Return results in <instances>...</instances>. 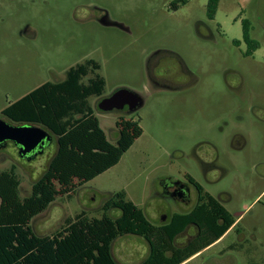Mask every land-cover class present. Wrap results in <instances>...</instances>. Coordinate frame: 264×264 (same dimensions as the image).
Masks as SVG:
<instances>
[{
  "label": "rangeland",
  "instance_id": "1",
  "mask_svg": "<svg viewBox=\"0 0 264 264\" xmlns=\"http://www.w3.org/2000/svg\"><path fill=\"white\" fill-rule=\"evenodd\" d=\"M207 4L0 0V119L8 122L1 111L24 94L94 60L105 87L89 103L108 141H116L119 118L139 122L142 134L115 166L76 190L68 200L71 214L100 218L104 203L124 191L127 201L159 225L196 204L193 186L188 204L161 190L162 182H186L189 175L236 223L188 264H264V0H218L213 20ZM243 22L258 44L252 54L242 40ZM119 90L137 97L135 110L94 107ZM54 148L52 139L31 160L11 142L0 149V171L15 166L21 198L30 194ZM107 214L116 219L121 212ZM57 221L55 215L47 220L50 229ZM31 227L38 235L37 219ZM195 234L187 227L175 246H184ZM148 253L147 242L135 235L111 244L117 264H140Z\"/></svg>",
  "mask_w": 264,
  "mask_h": 264
},
{
  "label": "trees",
  "instance_id": "2",
  "mask_svg": "<svg viewBox=\"0 0 264 264\" xmlns=\"http://www.w3.org/2000/svg\"><path fill=\"white\" fill-rule=\"evenodd\" d=\"M217 5L218 0H208V19H214ZM242 29V40L252 54L258 44L250 39L247 22ZM99 69L94 60H85L69 68L62 81L45 82L1 111L11 124H33L49 131L57 150L26 198H20L15 168L0 171V264H117L111 244L124 235L147 242L149 255L140 264H182L235 227L236 220L222 204L187 175L197 193L196 204L159 225H152L119 191L104 203L100 218L82 212L66 219L52 236L34 234V217L57 197L71 198L79 187L115 166L142 134L139 122L119 118L115 123L118 139L114 144L107 140L89 103L91 97L100 98L104 92ZM112 209L121 215L111 219L107 213ZM189 226L196 229L195 236L184 246H175L176 237Z\"/></svg>",
  "mask_w": 264,
  "mask_h": 264
},
{
  "label": "water",
  "instance_id": "3",
  "mask_svg": "<svg viewBox=\"0 0 264 264\" xmlns=\"http://www.w3.org/2000/svg\"><path fill=\"white\" fill-rule=\"evenodd\" d=\"M137 106V97L128 90H119L111 97L103 98L97 104V108L102 112L114 109L122 110L124 107L132 111ZM51 141L52 134L37 125H14L0 119V149L5 148L7 143L11 142L18 148L21 157L31 160L42 154L45 146ZM165 218L163 216L161 221H164Z\"/></svg>",
  "mask_w": 264,
  "mask_h": 264
},
{
  "label": "crops",
  "instance_id": "4",
  "mask_svg": "<svg viewBox=\"0 0 264 264\" xmlns=\"http://www.w3.org/2000/svg\"><path fill=\"white\" fill-rule=\"evenodd\" d=\"M63 80V79H62ZM61 80V81H62ZM60 82V81H59ZM53 83H57V82H53ZM39 87V86H38ZM37 88V87H36ZM36 88H34V89H36ZM33 89V90H34ZM33 90H31V91H33ZM31 91H29L28 93H30ZM28 93H26V94H28ZM26 94H24L23 96H25ZM22 96V97H23ZM21 98V97H20ZM97 104H98V102L96 103V105L94 106V107H96L97 108ZM92 107V106H91ZM92 109H93V107H92ZM93 112H94V109H93ZM99 122V121H98ZM99 126H100V123H99ZM100 128H101V126H100ZM102 129V128H101ZM117 131V130H116ZM105 133V132H104ZM118 133V132H117ZM106 135V134H105ZM107 137V136H106ZM52 139H54L55 140V138L52 136ZM118 139V136L116 137V140ZM108 140V139H107ZM116 142V141H115ZM6 147V146H5ZM56 150H57V145H56V141H55V148H54V150H53V152L50 154V157L48 158V160H47V163H46V166H45V169H43V171H42V173H41V175L38 177V179L43 175V173L46 171V169H47V167H48V165H49V163H50V161H51V159L53 158V156L55 155V153H56ZM43 152H44V150H43ZM41 155V154H40ZM38 156V155H37ZM36 156V157H37ZM11 167H14L15 168V166H11ZM10 167V168H11ZM9 168V169H10ZM9 169H7V170H9ZM16 169V168H15ZM15 171V170H14ZM16 174V173H15ZM17 175V174H16ZM19 178V177H18ZM38 179H36V180H38ZM20 180V179H19ZM35 180V181H36ZM35 181H32V183H31V187H32V184H33V182H35ZM20 185H21V180H20ZM20 185H19V188H20ZM31 187H30V194H31ZM19 194H20V192H19ZM30 194L29 195H27L26 197H28V196H30ZM26 197H24V198H26ZM21 198V197H20ZM71 198H68L67 196H59V197H57L56 199H55V201L54 202H52L50 205H49V207L43 212V213H41V214H39V215H37L36 217H34L32 220H34V219H37V221H38V228H39V231H38V235L37 236H39V237H44V236H52V235H54L58 230H59V228L61 227V225L63 224V222L66 220V219H68V218H73L75 215H72L71 214V211L68 209V200H70ZM80 214V213H79ZM53 215H55V216H57L58 217V224H57V227L55 228V229H50L51 227H50V225L49 224H47V220H49ZM77 215V214H76ZM32 222V221H31ZM233 229V227L232 228H230L229 229V231L230 230H232ZM229 231H227V233L225 234V235H227L228 233H229ZM35 234V233H34ZM36 235V234H35ZM224 235V236H225ZM223 236V237H224ZM218 242V241H217ZM216 242V243H217ZM215 243V244H216ZM215 244H213V245H215ZM213 245H211L210 247H212ZM210 247H208V248H210ZM207 248V249H208ZM207 249H205V250H207ZM205 250H203L201 253H203ZM148 255H149V253H148ZM148 255L144 258V260L148 257ZM198 255L199 254H196L195 256H193L192 258H190V259H188L187 261H185V262H183L182 264H188V263H190L191 261H193V260H195L197 257H198ZM143 260V261H144Z\"/></svg>",
  "mask_w": 264,
  "mask_h": 264
},
{
  "label": "flooded vegetation",
  "instance_id": "5",
  "mask_svg": "<svg viewBox=\"0 0 264 264\" xmlns=\"http://www.w3.org/2000/svg\"><path fill=\"white\" fill-rule=\"evenodd\" d=\"M189 186H192V185L188 181L173 182L169 179V180L162 182L161 190H162L163 196H166L174 200L175 202L179 201V202L188 204L191 201Z\"/></svg>",
  "mask_w": 264,
  "mask_h": 264
}]
</instances>
